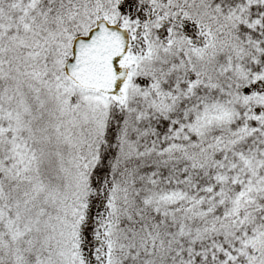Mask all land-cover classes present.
Listing matches in <instances>:
<instances>
[{"label": "snow or ice", "instance_id": "obj_1", "mask_svg": "<svg viewBox=\"0 0 264 264\" xmlns=\"http://www.w3.org/2000/svg\"><path fill=\"white\" fill-rule=\"evenodd\" d=\"M0 264H264V0H0Z\"/></svg>", "mask_w": 264, "mask_h": 264}]
</instances>
